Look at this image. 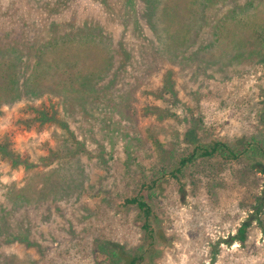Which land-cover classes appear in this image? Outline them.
<instances>
[{"label": "rangeland", "instance_id": "rangeland-1", "mask_svg": "<svg viewBox=\"0 0 264 264\" xmlns=\"http://www.w3.org/2000/svg\"><path fill=\"white\" fill-rule=\"evenodd\" d=\"M111 1L73 0L55 12L43 0H0V57L14 65L7 72L40 80L17 104L0 102V137L22 156L57 157L27 178L0 161V264H118L113 251L129 259L146 238L140 211L126 199L173 160V147H190L197 136L233 142L261 127L264 0ZM148 9L163 15L153 28ZM204 13L217 27L208 28L215 22ZM142 48L149 57L129 56ZM101 74L117 104L92 106L91 121L79 107L86 151L69 153L75 146L63 147L59 127L33 122L30 105H49L48 84L59 77ZM163 91L179 100L174 117L157 113ZM202 165L179 179L167 175L157 195L149 192L155 229L166 239L147 264H264V209L258 216L254 209L264 199V172L246 159L211 171ZM244 222L246 241L229 244ZM18 230L36 243L8 238Z\"/></svg>", "mask_w": 264, "mask_h": 264}, {"label": "trees", "instance_id": "trees-1", "mask_svg": "<svg viewBox=\"0 0 264 264\" xmlns=\"http://www.w3.org/2000/svg\"><path fill=\"white\" fill-rule=\"evenodd\" d=\"M45 4H49L52 7L53 11L63 10L70 6L73 0H43ZM106 4H112L111 0H104ZM206 9L202 5V10ZM146 14L147 23H149L152 28L154 24L152 22L153 18L158 16L163 18V15L155 14L153 10L148 9ZM199 14L202 15L203 12L199 11ZM213 13H204V21H210L213 19ZM215 23L209 25V29L217 27L219 20H214ZM129 26V25H128ZM205 26V25H204ZM203 26V28H204ZM206 28V26H205ZM201 31L197 28L196 33ZM204 31V30H203ZM216 34L218 32L216 31ZM181 39L185 37V34H182ZM202 44V43H201ZM135 54V55H133ZM148 51L141 49L140 52H131L130 57H149ZM133 61L132 63H134ZM112 63V62H111ZM110 63V68H113ZM14 65L9 60L3 61V57H0V92L6 90L5 95H1L0 102L8 101L11 104H17L19 101V93H23V90L28 89L29 93L38 92L40 89L38 78L34 75V78L29 77L24 71L14 70L12 73L7 72V70ZM59 66L57 65L56 68ZM117 68L113 70L114 80L118 81V74L116 73ZM111 73V72H110ZM41 74V73H37ZM108 75H100L98 77L99 81L95 79L93 75H87L86 77H68L63 78L59 77L48 84L49 94L56 95L57 90L64 89L63 95L57 94V99L53 95H48L47 99L49 105L42 103L41 105L31 104L30 107L33 109L35 116L32 118V121L35 123H40L41 125L50 124L60 128V137L63 142L64 148L74 147L70 149L69 153L84 152L86 151L85 145L87 142L86 139L78 137V130H85L82 125H80L81 115L80 108H82L87 115H89V120L91 117H94L92 111L96 112V109H93L92 106L101 103L103 105L115 106L116 93H113L114 86L111 84V80L107 79ZM111 78V77H110ZM83 79V80H82ZM111 88V90H110ZM98 91L94 93V91ZM109 90V91H108ZM53 91V92H52ZM101 91V92H100ZM124 91V90H122ZM55 92V93H54ZM71 92H73L71 94ZM125 92V91H124ZM94 93V94H93ZM77 94V95H76ZM79 96V98H78ZM120 96V95H119ZM161 99L163 106L158 109L157 113L160 116L164 117H174L175 112L171 111L172 108H175L179 103L177 97L171 93L170 96L167 95L166 91L161 92L159 95H156ZM168 101L170 104H168ZM74 102V103H73ZM80 107V108H79ZM83 111V112H84ZM153 111V110H151ZM81 112V113H83ZM155 112V111H154ZM156 113V114H157ZM84 115H82V118ZM258 118L261 123V127L258 128L255 132L244 135V137L235 140L233 142L226 141L223 139H211L208 140L207 137L197 136L191 139L192 145L182 150V147H173L171 154H176L173 157V160L166 162L162 168L155 170L151 182H142L141 186L135 196L129 197L126 201L130 204H135L138 210L140 211V223L141 228L144 231L146 238V243L139 245L135 253L127 259L118 255L119 253L113 251V256L118 257V264H147L149 254H152L155 250L157 240L159 238L166 239L165 234L162 229L158 231L155 229V220L157 216L154 213L153 206L150 201L152 198L147 197L149 192L157 195L158 184H161L162 179L169 175L171 178L179 179L180 174L183 173L187 168L193 167L196 168L202 163L204 170L211 171L216 168L217 162L220 161H234V160H243L246 159L250 164L258 167V171L264 172V167H262V161H264V104L259 109ZM32 123L31 125H35ZM30 125V126H31ZM49 125V126H50ZM78 126V127H77ZM78 129V130H77ZM90 134L95 136L96 131L94 128L87 129ZM119 130V129H118ZM117 129H114V135H120V132ZM102 133V130L100 131ZM56 133V132H55ZM58 133V129H57ZM58 136V135H56ZM63 136V137H61ZM81 141V142H80ZM178 143V140H176ZM83 142V143H82ZM172 142V146H173ZM60 147V146H59ZM176 151V153H175ZM68 153V154H69ZM56 153L50 152L46 155H40L38 157H26L22 156L18 149L10 147L7 139L0 137V161L5 164H9L12 168H21L23 178L29 177V169L37 168L42 166H49L53 164L57 157ZM256 206H254L256 216L262 213L264 209V199L261 196H258L256 199ZM17 224L22 225L23 221L18 219ZM248 223L244 222L241 227L238 229V232L234 235H231L228 240L229 244H233L236 241L241 243L246 241V234ZM12 240H18L25 244L36 243V240L29 237L26 230H18L17 233L8 237ZM118 253V254H117Z\"/></svg>", "mask_w": 264, "mask_h": 264}]
</instances>
